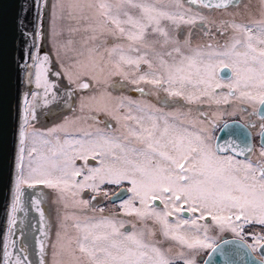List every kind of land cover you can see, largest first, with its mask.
Here are the masks:
<instances>
[{
	"label": "snow or ice",
	"instance_id": "6c2138e0",
	"mask_svg": "<svg viewBox=\"0 0 264 264\" xmlns=\"http://www.w3.org/2000/svg\"><path fill=\"white\" fill-rule=\"evenodd\" d=\"M230 4L237 12L231 19L219 21L210 20V12L194 11L191 7L199 5L202 9L219 11ZM241 4L242 0H171L170 6L165 7L152 0H99L86 6L94 10V19L85 13L84 7H78V11L67 12L69 19L78 25L69 31H79L82 25L85 32L91 29L95 33L99 29L121 42L105 49L107 61L99 53L100 46H95L88 49L86 62L76 60L72 65L62 66L61 72H53L49 55H40L45 35L43 18L49 0H29L21 24L31 10L33 30L25 28L21 33L25 37V47L20 67L27 70L26 81L34 83L36 89L43 90L44 97L51 96L52 100L57 98L58 85L50 76L63 74L69 85H75L74 89L65 90L70 99L76 90L92 86L82 81L84 76L102 83L97 77L107 71L127 79L130 75L127 68L135 67L132 75L138 79H132V83L142 81L156 89L163 88L169 95L182 96L189 103L205 98L221 104L231 99L253 106L252 114L260 115L259 127L264 133V0H260L258 18L238 20ZM50 7V33L56 44L63 36V30H58V21L63 19L65 8L62 0H54ZM164 22L176 28L181 24L195 28L199 22L210 42L192 49L191 31L188 39L180 40L170 34ZM214 33L228 36V39L221 43ZM91 39L95 40L96 36ZM71 43L69 39L67 44ZM184 48L191 54H186ZM154 61H158V66ZM141 65H146L147 70L141 71ZM222 89H227V93L218 91ZM39 95L32 92V101H37ZM95 100L96 97L81 98L80 111H95L90 107ZM50 102L44 100L45 104ZM36 108L35 103L26 101L18 131L10 227L16 223L15 213L24 210L27 197L31 209L39 216L40 235L46 234L43 206L47 193L38 185L56 190L63 200L65 193L75 196L90 189L99 195L103 184L127 182L130 187L123 191L131 196L123 200L120 207L125 215L134 216L139 222V227L133 223V231L125 232L121 231L124 223H117L115 216L102 217L96 222L85 218L83 223L78 221L74 225L77 234L73 237L57 231L56 241L51 245L52 264H176L177 260L196 264V260L184 251L174 253L171 247L164 248L163 241L157 239V226L164 240L174 241L182 249L189 250L208 246L205 243L207 235L201 237L200 232L203 229L207 233L209 225L199 223L207 218L221 230L236 231L238 227L242 229L253 223L264 227V159L253 164L237 161L232 156H219L218 151L223 148H214L210 137L170 129L167 125L161 129L151 116L145 122L143 116L124 115L123 105L117 108L125 122L123 131L117 130L119 134L97 129L95 133L84 132L80 139H62L56 133L74 123L66 120L47 132L33 130L29 145L27 128L38 118ZM90 118L95 119V116ZM71 135L64 132V137ZM239 151L241 154L252 152V148L245 145ZM259 155L264 158V144ZM89 158L97 160L99 166L88 167L83 179L77 180L84 170L76 167V160L83 159L87 163ZM79 203L87 207L90 202L80 200ZM185 214L188 218H184ZM253 237L255 243L249 247L255 250L264 236L253 234ZM37 243L39 264H47L43 257L44 243L39 240ZM8 247L5 243L0 264H28L27 255L12 260Z\"/></svg>",
	"mask_w": 264,
	"mask_h": 264
},
{
	"label": "rangeland",
	"instance_id": "374dc122",
	"mask_svg": "<svg viewBox=\"0 0 264 264\" xmlns=\"http://www.w3.org/2000/svg\"><path fill=\"white\" fill-rule=\"evenodd\" d=\"M53 2L54 0H49V7L46 10V21L43 31L45 35L42 45L52 57V65L54 69L61 72L62 66L72 65L76 60L86 62L89 56L88 49L95 46H100L99 53L103 55L104 61H107L108 57L105 53V49H110L116 43H120L121 41L117 37H113L106 31H101L99 29L95 33H93L91 29H89L88 32H85L83 31L82 25L80 26L79 31H69L70 29L78 27V25L76 21L69 19L67 12L78 11V7H84L85 13L94 19V10L90 11L86 6L88 4H96L99 0H62L65 12L63 19L58 21V30H63V36L56 44L53 43L50 33V5ZM152 2L165 7H168L171 4V0H152ZM243 5L250 6L245 8ZM192 9L194 11L199 10L206 14H209L210 12L209 19L216 21L231 19L232 14L237 12V9L234 6L219 11H210L199 7H192ZM260 11V0H242L239 14L236 18L238 20H246L249 17L258 18ZM164 24L170 34L180 40L188 39L191 31L192 49L210 42L208 37L204 35L201 27L198 25L193 28L192 25L181 24L179 28H176L168 22H164ZM209 27L211 30V26ZM93 35L96 36L95 40L91 39ZM214 35L215 39L221 43L228 39V36H221L218 33H214ZM69 39L72 41L71 44H67ZM184 51L186 54H191V51L188 48H184ZM81 53H83V55H81ZM97 59H99V56H97ZM113 60H115V57ZM154 64L158 66V61H154ZM140 67L141 71L147 70L146 65H141ZM135 71V67L127 68V72L130 74L127 79L123 75H113L106 71L97 77L102 83H98L96 79H92L89 76L82 77L83 82L90 83L92 86L88 89L76 90L73 105L70 106L69 109L55 114H46L38 120L31 121L32 126L27 128L29 133L27 141L29 142V145L33 140V130L37 132H47L48 130L64 124L66 120L74 121V123H69L65 126L64 131L56 133V135H59L62 139H80L84 132L90 131L95 133L97 129L108 130L111 132H117V130L123 131L122 125L125 122L121 119V114L117 112V108L120 105H123L121 111L124 115L131 114L133 116H143L145 117V122H148L147 117L151 116L161 129L167 125L170 129H178L181 131L186 130L193 135L210 137L209 142L213 145L214 139L221 125L231 119L248 118V115L250 114L249 110L253 108V106L249 104H243L247 107V109L244 110L239 101L231 99L229 103L221 104L212 103L205 98L189 103L182 96L169 95V93L165 92L163 88L156 89L152 85L146 84L142 81L138 84L132 83V79H138V76L132 75ZM59 82L67 83L68 88H75V85H69L67 79L63 77V74L59 75ZM164 87H167V85ZM140 89H143V91H140ZM218 91L226 94L225 90ZM89 97H96V100L90 105L95 111L90 112L88 109H85L82 113L80 111L81 98L87 100ZM91 116H95V119H91ZM65 131L72 135L64 137ZM117 134H119V132H117ZM259 153L247 161L237 158L234 159L240 162L251 161L255 164V160L261 158ZM218 155L222 157L231 156L230 154ZM27 161L28 158L25 154V165L27 164ZM98 166L99 164L97 160L89 158L87 163H85L83 159H77L76 167L82 168L84 171L82 175L76 179L82 180L83 175L87 174L88 167ZM120 186H125L126 188L130 187L127 182H124L121 185H101L100 194L107 192L108 195H104L105 200L103 203H98L97 199H91V195L95 192L90 189H84L75 196L65 193V198L61 200L59 193L56 190L48 189L43 185H38L37 187L41 191L47 193V201L43 206L45 214L43 223L45 225L46 234L44 236L40 235V232L38 231L39 216L31 209L27 197H25L23 203L24 210L19 211V216H15V219L23 225L19 240H25L23 249H25L24 252H27V256L30 258V264H39L40 256L38 255V240L44 243L45 251L43 252V257L46 259L47 264H52L53 249L51 245L56 241L57 231H60L68 237H73L77 234L74 225L78 221L83 223L85 218L91 222H96L102 217L115 216L117 223H124V228L121 229V231L125 232L133 231V223H136L137 227H139V222L136 221V218L134 216L125 215L120 207L122 201L128 199L131 196V193L127 192V195L121 200H109V197H111ZM28 191L30 192L31 190ZM80 200H88L90 203L85 207L83 204L79 203ZM135 206H139L138 202L135 203ZM101 209H103V212H101ZM184 218H188V216H184ZM148 223L151 225L152 222L149 221ZM199 223L201 225H209L207 233H205L203 229H201L200 232L201 237L204 235H207L208 237L205 241L206 245H208L206 247L197 248L195 250H189L187 248L182 249L176 242L164 240L158 233V226L157 239L163 241L162 246L164 248L171 247L174 253L184 251L190 258L196 260V257L201 254L205 257L209 249L219 242L223 236L240 237L250 245L255 243L253 234L264 236V227L258 226L254 223L246 225L242 229L238 227L236 231H233L231 228L221 230L210 218L201 220ZM261 242H264V240ZM257 247L258 245L256 248ZM256 248L253 250L254 252L256 251ZM176 264H183V261L177 260ZM196 264H198V262H196Z\"/></svg>",
	"mask_w": 264,
	"mask_h": 264
},
{
	"label": "water",
	"instance_id": "95a60500",
	"mask_svg": "<svg viewBox=\"0 0 264 264\" xmlns=\"http://www.w3.org/2000/svg\"><path fill=\"white\" fill-rule=\"evenodd\" d=\"M28 4L29 0H0V256H2L4 244L8 243L12 260L25 255L23 249L25 240H19L23 225L15 219L16 223L10 227L9 216L17 164L18 131L23 122L26 101L37 105L36 120L46 114L67 110L74 102V95L69 99L65 91L69 89L67 83L59 82V76L49 77L58 85L55 100H52L51 96L44 97L42 89H36L34 83L30 84L26 81L27 70L20 67L25 47V37L21 33L25 28L28 31L33 30L31 23L33 12L31 10L27 12V20L23 25L21 19L24 17L23 10L28 7ZM44 54L49 55L48 51L42 47L40 55ZM49 57L53 72H58L52 65V57L50 55ZM32 92L40 94L35 102L32 101ZM45 99L51 102L45 104ZM225 125L228 127L225 128ZM261 142H264V133L261 136ZM245 145L252 146L250 132L238 120L225 122L214 140V148H223V151H218L219 154L230 152L243 158L250 153L247 151L240 153L239 149L244 148ZM123 190L126 188L117 190L110 197V201L123 199L127 195V191ZM15 216H19V211L15 213ZM262 259H264V242H261L254 252L241 238L223 237L208 251L201 264H261Z\"/></svg>",
	"mask_w": 264,
	"mask_h": 264
},
{
	"label": "flooded vegetation",
	"instance_id": "af4514ba",
	"mask_svg": "<svg viewBox=\"0 0 264 264\" xmlns=\"http://www.w3.org/2000/svg\"><path fill=\"white\" fill-rule=\"evenodd\" d=\"M230 6H233V5H230ZM229 6V7H230ZM191 7H193V8H198L199 7V5H191ZM197 25L199 26V22H197ZM222 67V66H221ZM222 90H225V92L227 93V89H222ZM248 106V105H247ZM241 107L244 109V110H246L247 109V107L245 106V105H241ZM249 107V106H248ZM253 111H254V108H251L250 110H249V112H250V114L248 115V118H246V119H238V118H235V119H231V120H238V121H240L244 126L245 125H249V127H247V129H248V131L250 132V136H251V144H252V146H251V148H252V152H250L249 153V155L246 157V158H243V157H239V156H236V155H234V154H232V153H225V154H222V155H226V154H230L231 156H233L234 158H237V159H241V160H249V159H251V158H253L254 156H256L259 152H260V150H261V145L262 144H264V142H261V136H262V132H261V129H260V127H259V124H260V116L259 115H253L252 113H253ZM213 144H214V142H213ZM214 146V145H213ZM219 154V153H218ZM259 159H261V158H257L256 160H255V162L257 161V160H259ZM122 187H124V188H126L125 186H120L117 190H119L120 188H122ZM127 189V188H126ZM91 199L92 200H95V199H97V202L98 203H103L104 202V200H105V198H104V194H99V195H97L96 193H94L93 195H91ZM93 197H95V199H93ZM109 200H110V197H109ZM100 205V204H99ZM99 205H98V207H99ZM223 237H225V236H223ZM222 237V238H223ZM231 237H234V236H231ZM228 238V237H227ZM238 238H240V237H238ZM242 239V238H241ZM245 241V240H244ZM248 243V242H247ZM250 245V244H249ZM212 248V247H211ZM210 248V249H211ZM209 249V250H210ZM204 255L203 254H201L200 256H198V257H196V262H198V264H201L202 263V261H203V259H204V257H203Z\"/></svg>",
	"mask_w": 264,
	"mask_h": 264
},
{
	"label": "bare ground",
	"instance_id": "6f19581e",
	"mask_svg": "<svg viewBox=\"0 0 264 264\" xmlns=\"http://www.w3.org/2000/svg\"><path fill=\"white\" fill-rule=\"evenodd\" d=\"M229 7V6H228ZM227 7V8H228ZM46 21V14L44 15V18H43V31H44V25H45V22ZM42 41H43V38H42V40H41V43H42ZM25 250V249H24ZM25 255H27V252H25Z\"/></svg>",
	"mask_w": 264,
	"mask_h": 264
}]
</instances>
